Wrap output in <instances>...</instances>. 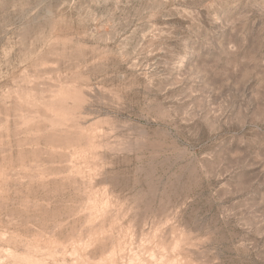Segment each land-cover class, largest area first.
Listing matches in <instances>:
<instances>
[{"label": "rangeland", "instance_id": "rangeland-1", "mask_svg": "<svg viewBox=\"0 0 264 264\" xmlns=\"http://www.w3.org/2000/svg\"><path fill=\"white\" fill-rule=\"evenodd\" d=\"M0 264H264V0H0Z\"/></svg>", "mask_w": 264, "mask_h": 264}]
</instances>
